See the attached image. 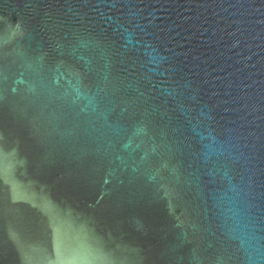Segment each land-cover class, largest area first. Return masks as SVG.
Returning a JSON list of instances; mask_svg holds the SVG:
<instances>
[{"label":"water","instance_id":"obj_1","mask_svg":"<svg viewBox=\"0 0 264 264\" xmlns=\"http://www.w3.org/2000/svg\"><path fill=\"white\" fill-rule=\"evenodd\" d=\"M0 264H264V0H0Z\"/></svg>","mask_w":264,"mask_h":264}]
</instances>
